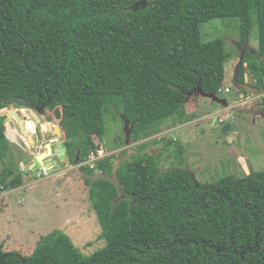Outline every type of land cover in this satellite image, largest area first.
I'll list each match as a JSON object with an SVG mask.
<instances>
[{
    "label": "trees",
    "instance_id": "obj_1",
    "mask_svg": "<svg viewBox=\"0 0 264 264\" xmlns=\"http://www.w3.org/2000/svg\"><path fill=\"white\" fill-rule=\"evenodd\" d=\"M224 19L238 21L243 47L255 23L257 51L245 52L238 81L246 65L260 89L264 0H0V113L33 110L60 125L104 241L86 256L54 230L29 256L0 250V264H264V171L199 184L186 171L161 172L159 156L142 152L146 144L117 169L112 155L86 164L104 151L109 110L132 125L138 143L169 120L176 127L195 119L196 89L219 95L231 56L223 40L203 42L200 28ZM3 121L0 194L24 176ZM159 142L182 164V145Z\"/></svg>",
    "mask_w": 264,
    "mask_h": 264
},
{
    "label": "rangeland",
    "instance_id": "obj_2",
    "mask_svg": "<svg viewBox=\"0 0 264 264\" xmlns=\"http://www.w3.org/2000/svg\"><path fill=\"white\" fill-rule=\"evenodd\" d=\"M238 27L236 19H224L211 21L200 28L203 42L221 39L225 43L226 52L231 56L225 63L223 83L224 88H231V93L217 96L225 99L230 106H234L241 95L240 91L232 88L240 57L244 58L248 50L257 51L258 47L255 23L245 47L239 44ZM244 82L253 84L246 65ZM248 97L254 99L255 106L233 107L231 113L234 117L229 118L227 109L223 111L219 105L196 95V110L193 108L195 119L176 127L169 120L159 134L138 143L130 141L124 147L121 144L125 143L123 121L111 109L104 117L105 134L101 142L104 155L115 157L113 168L117 169L121 162L141 153L138 147L146 144L142 152L148 156H159L161 172L173 169L186 171L199 184H211L229 175L242 179L253 172L264 171V117H255L253 111L255 109L264 114V103L261 106L259 99L264 94L256 98ZM11 110H17L20 119L25 121V131L33 142L21 134L18 124H5V136L12 147L15 163L24 176L20 188L0 194L1 252H17L29 256L42 236L56 230L67 235L83 255L93 254L104 246V241L99 238L101 229L91 210L79 166L71 164L65 170H56L45 176L40 171L28 172L34 157L45 153L44 145L63 142L62 138L58 140L49 133H43L42 127L49 125L53 131L55 128L60 129V125L47 115L33 110L12 108L2 111L0 116L4 118ZM228 120L229 130L222 133L223 124L219 121L227 124ZM15 133L18 134L16 140ZM161 138L173 139L185 148L182 164L175 159L174 152H162L163 144L159 142ZM122 151L124 154H121ZM97 177L100 176H94ZM109 179L114 181V176Z\"/></svg>",
    "mask_w": 264,
    "mask_h": 264
},
{
    "label": "water",
    "instance_id": "obj_3",
    "mask_svg": "<svg viewBox=\"0 0 264 264\" xmlns=\"http://www.w3.org/2000/svg\"><path fill=\"white\" fill-rule=\"evenodd\" d=\"M242 61H243V56L240 57V61L236 67L235 75L232 81V86L239 91H243V92L248 93L249 95L259 97L260 95L264 94V78H263V86L260 89L251 87L245 82L239 83L238 76H239V70H240ZM193 93L198 94L202 96L203 98H206L212 101L213 103L219 105L223 109H229L228 102L225 99H220L215 95L204 94L199 89H196ZM121 119L124 124L123 132L125 136V145L128 146L130 143V137L132 134V125H130L125 120L124 116H121ZM11 121L16 122L19 126L21 134L25 136L29 141L33 142L32 138L29 135H27L25 131V121L20 119L16 110H11L9 112L8 117L3 121V128L5 127L6 123H9ZM228 122L229 120L227 121V123ZM42 131L43 133H51V135L53 137H56L58 140L62 138L61 130L58 128H55L53 131H50L49 125H44L42 127ZM45 150H46L45 153L34 157L31 167L29 169L31 172H36L41 169H46L48 173H54L56 170H65L67 168V165L70 163V161L68 158V154L66 152L64 142H60L56 144L55 143L47 144L45 145ZM43 156L45 157L43 160H41ZM77 162L78 161L76 157L74 164H77Z\"/></svg>",
    "mask_w": 264,
    "mask_h": 264
},
{
    "label": "crops",
    "instance_id": "obj_4",
    "mask_svg": "<svg viewBox=\"0 0 264 264\" xmlns=\"http://www.w3.org/2000/svg\"><path fill=\"white\" fill-rule=\"evenodd\" d=\"M226 88V87H225ZM227 88H229V87H227ZM249 96H252V95H249ZM253 97H257V96H253ZM259 97H261V95L259 96ZM253 100L254 99H252L251 97L249 98L248 96H246V97H244L243 95H240L239 97H238V100H237V102L234 104V106H230L229 105V103H228V105H229V109H227V114H229V118H233L234 117V114H232L231 113V111L233 110V107H240V108H245V106H248V105H252L253 107L255 106V102H253ZM254 103V104H253ZM252 107V108H253ZM226 109H223V111H225ZM253 111L255 112V117H257L258 115H260L262 118L264 117V114L260 111H255V109H253ZM219 123H220V121H219ZM10 124H14V123H10ZM9 124V125H10ZM50 127V126H49ZM222 129H223V127H222ZM50 130H52L51 128H50ZM16 135L18 136V134H16L15 133V135H14V137H15V140H16ZM32 164V163H31ZM30 167H31V165H30ZM30 167L28 168V169H30Z\"/></svg>",
    "mask_w": 264,
    "mask_h": 264
},
{
    "label": "built area",
    "instance_id": "obj_5",
    "mask_svg": "<svg viewBox=\"0 0 264 264\" xmlns=\"http://www.w3.org/2000/svg\"><path fill=\"white\" fill-rule=\"evenodd\" d=\"M230 92H231L230 89L225 88V89H221L219 91V94H229ZM103 157H105V155H104V152H102V151H100L97 156L91 154L89 159H88V161L86 162V164L91 166L95 161H97V160H99V159H101ZM40 174L45 176L48 173H47L46 169H41L40 170Z\"/></svg>",
    "mask_w": 264,
    "mask_h": 264
},
{
    "label": "flooded vegetation",
    "instance_id": "obj_6",
    "mask_svg": "<svg viewBox=\"0 0 264 264\" xmlns=\"http://www.w3.org/2000/svg\"><path fill=\"white\" fill-rule=\"evenodd\" d=\"M17 111V110H16ZM18 114V113H17ZM8 115H9V112H8ZM8 115H5V117H4V120L8 117ZM10 123H14V124H17V123H15L14 121H11ZM53 138V137H52ZM50 144H52V143H50ZM56 144V143H55ZM44 147H45V145H44ZM44 152H46V150L44 149ZM69 158V157H68ZM43 160V159H42ZM69 161H70V163L67 165V167L69 166V165H73L74 164V161H75V159L74 160H70L69 159Z\"/></svg>",
    "mask_w": 264,
    "mask_h": 264
},
{
    "label": "clouds",
    "instance_id": "obj_7",
    "mask_svg": "<svg viewBox=\"0 0 264 264\" xmlns=\"http://www.w3.org/2000/svg\"><path fill=\"white\" fill-rule=\"evenodd\" d=\"M223 89H225V88H223ZM228 89H230V91H231V88H228ZM231 93V92H230ZM229 93V94H230ZM221 99V98H220ZM18 113V112H17ZM220 123H222V121H220ZM50 131H52V130H50ZM49 134H51V133H49ZM53 137V136H52ZM38 171H40V170H38ZM47 173H48V171H47Z\"/></svg>",
    "mask_w": 264,
    "mask_h": 264
},
{
    "label": "bare ground",
    "instance_id": "obj_8",
    "mask_svg": "<svg viewBox=\"0 0 264 264\" xmlns=\"http://www.w3.org/2000/svg\"><path fill=\"white\" fill-rule=\"evenodd\" d=\"M42 160V159H41Z\"/></svg>",
    "mask_w": 264,
    "mask_h": 264
}]
</instances>
